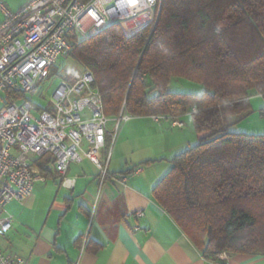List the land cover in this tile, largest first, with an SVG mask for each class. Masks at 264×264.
Masks as SVG:
<instances>
[{"label": "trees", "instance_id": "trees-1", "mask_svg": "<svg viewBox=\"0 0 264 264\" xmlns=\"http://www.w3.org/2000/svg\"><path fill=\"white\" fill-rule=\"evenodd\" d=\"M69 59L94 74L108 116L191 113L199 142L170 160L153 198L204 256H264V133L234 131L228 121L252 91L264 97V0H162L153 23L132 34L115 23L74 39ZM175 77L205 91L171 92Z\"/></svg>", "mask_w": 264, "mask_h": 264}, {"label": "built area", "instance_id": "built-area-1", "mask_svg": "<svg viewBox=\"0 0 264 264\" xmlns=\"http://www.w3.org/2000/svg\"><path fill=\"white\" fill-rule=\"evenodd\" d=\"M161 2L26 0L13 11L0 0V237L13 227V216L2 209L11 201L23 203L44 179L40 161L60 176L66 189L77 184L76 177L68 174L72 162L90 161L104 181L112 157V147L103 152L108 137L114 143L122 123L132 118L125 109L116 117L105 113L95 76L87 68L73 81L60 80L43 106L30 98L10 96L8 91L36 92L57 65L70 58L74 39H87L142 13L152 16L132 32L125 31L132 34L154 20ZM151 117L156 121L170 118L175 126H184L180 116ZM135 215L141 217L144 212ZM217 256L227 257V253ZM0 264H28V260L4 252L0 245Z\"/></svg>", "mask_w": 264, "mask_h": 264}, {"label": "crops", "instance_id": "crops-1", "mask_svg": "<svg viewBox=\"0 0 264 264\" xmlns=\"http://www.w3.org/2000/svg\"><path fill=\"white\" fill-rule=\"evenodd\" d=\"M262 107L263 95L252 91L231 111L228 121L262 119ZM179 119L183 127L170 118L132 116L114 143L108 137L104 151L112 147V157L104 181L90 161L72 162L68 174L76 177L75 188L47 197L43 195L51 194L49 182L64 187L52 168H47L49 175L41 171L44 179L38 182L45 184V192L34 189L23 203L15 201L22 210L15 223L12 215L14 228L6 236L3 251L24 257L28 264H264V256L258 253L204 256L153 198V188L172 167L170 160L189 145V139H198L191 113ZM145 161L150 162L141 164ZM136 166L130 174H121ZM136 211L144 215L137 217Z\"/></svg>", "mask_w": 264, "mask_h": 264}, {"label": "rangeland", "instance_id": "rangeland-1", "mask_svg": "<svg viewBox=\"0 0 264 264\" xmlns=\"http://www.w3.org/2000/svg\"><path fill=\"white\" fill-rule=\"evenodd\" d=\"M5 1L7 2L9 8L12 9L13 11L15 10V8H17L18 6H20L24 2V0H5ZM158 11L156 13H158ZM155 16H156V14H155ZM150 17H152V16L147 15V13L140 14L138 19H144L140 23V25H143L144 23H146V20L150 19ZM153 21L151 23H153ZM130 22H126V23H122V24L120 23L122 28L124 29V31H128V32L133 31L132 30L133 28L132 29H126V26ZM57 68H58L57 72H54V74L50 77V79H46L43 82V84H41L38 87L36 92L31 91V92L27 93L28 98H30V100L32 102L40 104L41 106H43L47 102V96L52 91V89L58 84V82L60 80H62V79H66L69 81L75 80L76 78H78L81 75L82 71L84 70V67L81 64H79L78 62H76L72 59H67V61H61L57 65ZM169 91L202 94L205 91V87L200 83L193 82V81L187 80L185 78L175 77L171 80V84L169 86ZM43 93H45V94L42 96ZM32 115H33V117H35L38 115V113L34 111L32 113ZM188 117L190 119L191 116L189 115ZM230 120H231V118H230ZM126 122L122 123L121 128L125 125ZM231 124H232L231 128L234 131H243V132L253 133V134L264 133V118L260 119L257 116H255L254 118H249L248 120L243 119V118H238L237 123H231ZM110 127L113 128L114 123H112L110 125ZM192 129H193V127H192ZM192 131L194 133V130H192ZM117 135H119V132ZM189 140H190L189 145H186V147H183L182 149H180V151L184 150L187 147L193 146L199 142V140L196 139L195 136H194V138L189 139ZM180 151H178V152H180ZM104 153H106V152L104 151ZM47 187L51 189L50 195L47 192L44 193L45 192V184L41 183V182H37L35 185V193H37L39 190H41L42 193H44L43 196H47V197L48 196H50V197L54 196V194H56L57 192H60V194H62L64 192L68 193V190H66L65 188H62V187L60 188L59 184L57 185L55 182H49L47 184ZM2 210L4 212H8L9 214L13 215L14 216V223H15V217L20 216L19 212L22 210V205L20 203H17L14 201V202H11L10 204H8L6 206V208L2 209ZM13 228L9 233H11L13 231ZM6 236L0 237V245L2 246V249L4 248L5 242L8 241Z\"/></svg>", "mask_w": 264, "mask_h": 264}, {"label": "bare ground", "instance_id": "bare-ground-1", "mask_svg": "<svg viewBox=\"0 0 264 264\" xmlns=\"http://www.w3.org/2000/svg\"><path fill=\"white\" fill-rule=\"evenodd\" d=\"M139 17V16H138ZM138 17L136 18H133L127 22H130L127 26H126V29H132L133 27L137 26V25H140L139 23L141 22V20L143 19H138Z\"/></svg>", "mask_w": 264, "mask_h": 264}]
</instances>
